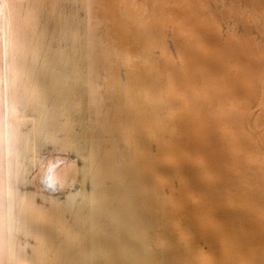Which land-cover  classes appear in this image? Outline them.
<instances>
[{"label":"bare ground","instance_id":"6f19581e","mask_svg":"<svg viewBox=\"0 0 264 264\" xmlns=\"http://www.w3.org/2000/svg\"><path fill=\"white\" fill-rule=\"evenodd\" d=\"M37 3L0 0V27L31 24L16 123L7 80L0 95V245L264 264V0Z\"/></svg>","mask_w":264,"mask_h":264},{"label":"clouds","instance_id":"9594fccd","mask_svg":"<svg viewBox=\"0 0 264 264\" xmlns=\"http://www.w3.org/2000/svg\"><path fill=\"white\" fill-rule=\"evenodd\" d=\"M44 0H38L37 4L29 7L33 10L43 7ZM9 5L5 4V10ZM31 26L28 21H16L11 25L5 21L3 27H0V95L3 93L4 82L7 80L9 95L15 100V115L10 117L11 123H16L20 117L21 106L19 97L26 85L25 75L21 70V51L24 49V40L27 29ZM99 104V96L97 93H91ZM29 115V113H23ZM61 140H63L61 138ZM62 157H66V153H60ZM63 162V160L61 161ZM37 187L42 192L52 193L59 190V183L54 182L50 171L45 170L36 178ZM31 183V182H30ZM40 227L44 226V221H38ZM0 264H37V261L25 259L23 257H11L7 250L6 243L0 245Z\"/></svg>","mask_w":264,"mask_h":264},{"label":"snow or ice","instance_id":"6c2138e0","mask_svg":"<svg viewBox=\"0 0 264 264\" xmlns=\"http://www.w3.org/2000/svg\"><path fill=\"white\" fill-rule=\"evenodd\" d=\"M34 204H41V201H37V199L34 198ZM43 206L47 207V201L43 202ZM47 227L46 222H44L42 228L47 229ZM32 259L37 261V264H78L77 261L67 257L64 253L53 247H48L42 251L39 256H34Z\"/></svg>","mask_w":264,"mask_h":264},{"label":"water","instance_id":"95a60500","mask_svg":"<svg viewBox=\"0 0 264 264\" xmlns=\"http://www.w3.org/2000/svg\"><path fill=\"white\" fill-rule=\"evenodd\" d=\"M155 148H156V147H155ZM53 155H54L55 157H56V156H60L59 152H57V151H54ZM53 155H52V154H45L44 157H43L42 159H43V161H44V160H47L48 158H51ZM39 156H41V154H40ZM55 157H53V158H55ZM177 168L181 169V168H182V165L179 164V165L177 166ZM62 191H63L62 186H59V190H58V191H55V192H52V193H53V194H60ZM194 193H195V191H194Z\"/></svg>","mask_w":264,"mask_h":264}]
</instances>
